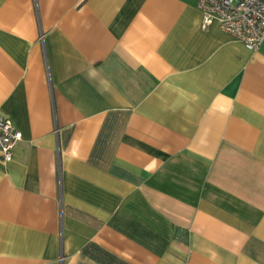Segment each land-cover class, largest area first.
<instances>
[{"label":"crops","instance_id":"obj_1","mask_svg":"<svg viewBox=\"0 0 264 264\" xmlns=\"http://www.w3.org/2000/svg\"><path fill=\"white\" fill-rule=\"evenodd\" d=\"M0 264H264V42L197 0H0Z\"/></svg>","mask_w":264,"mask_h":264},{"label":"built area","instance_id":"obj_2","mask_svg":"<svg viewBox=\"0 0 264 264\" xmlns=\"http://www.w3.org/2000/svg\"><path fill=\"white\" fill-rule=\"evenodd\" d=\"M201 24L212 21L240 40L247 48L257 49L264 42V0H197ZM21 138V131L12 119L0 113V152L10 160L13 146Z\"/></svg>","mask_w":264,"mask_h":264}]
</instances>
